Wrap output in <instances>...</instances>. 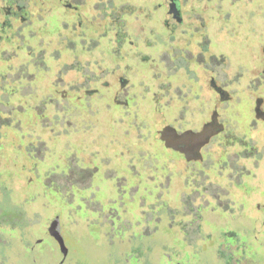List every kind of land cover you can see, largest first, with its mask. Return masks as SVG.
I'll list each match as a JSON object with an SVG mask.
<instances>
[{
    "label": "flooded vegetation",
    "instance_id": "af4514ba",
    "mask_svg": "<svg viewBox=\"0 0 264 264\" xmlns=\"http://www.w3.org/2000/svg\"><path fill=\"white\" fill-rule=\"evenodd\" d=\"M131 7L142 13L136 23ZM235 42L245 55L231 51ZM230 52L240 60L234 70ZM141 71L145 83L134 78ZM162 75L164 86L156 83ZM23 111L25 121L18 118ZM125 117L127 125L116 134L95 129L100 119L124 124ZM159 122L164 132L156 128ZM20 123L30 130L22 132ZM206 125L215 131L201 143ZM100 134L104 153L95 141ZM155 142L171 158L151 163ZM55 143L67 147L55 152ZM85 154L87 159L80 158ZM19 156L27 163L60 162L76 190L70 202L76 198L78 207L92 199L86 191L107 197L101 184L118 165L136 179V163L150 156L148 163L169 169L162 174L168 186L181 168L185 227L201 235L205 222L219 231V245H246L252 240L246 224L260 231L264 215L257 180L264 162V0H0V179L11 181L12 168H20L16 175L25 172L31 189L42 168H28ZM121 177L120 200L135 184ZM81 182L87 184L79 187ZM148 182L150 191L164 188L156 178ZM147 192L138 198H150ZM135 196L127 203L134 205ZM160 205L168 209L165 201ZM207 210L220 222L206 219ZM150 215L138 231L142 238L161 221L159 214ZM233 222L243 228L233 229Z\"/></svg>",
    "mask_w": 264,
    "mask_h": 264
},
{
    "label": "rangeland",
    "instance_id": "374dc122",
    "mask_svg": "<svg viewBox=\"0 0 264 264\" xmlns=\"http://www.w3.org/2000/svg\"><path fill=\"white\" fill-rule=\"evenodd\" d=\"M137 5H140L141 11L144 9L141 3H137ZM131 8L134 9V12L130 15L132 21L136 23L142 18V13L138 12L137 7ZM241 46L243 45L240 42H235L231 51L235 50L245 55L244 50L240 48ZM155 51L159 52L160 49ZM226 54H230L232 61L236 59V62L232 64V70H234L239 66L240 60L233 52ZM161 73L163 74L165 71L162 70ZM134 78L139 80V83L146 82L142 71L138 72ZM156 83L158 85L162 83L164 86L165 78L163 75ZM201 92L202 95L207 96L206 90H201ZM26 114V111H23L18 118L25 121ZM98 115L101 116V112H98ZM232 118L237 121L238 115H233ZM93 120L94 118H89V122ZM123 122L124 124L119 122L113 124L111 120L100 119L95 129L99 133H106V135L116 134L120 132L118 128L127 125L126 117ZM19 127L22 132L30 130L26 124L20 123ZM156 128L161 129L160 132L163 131L162 122H159ZM104 139V135L100 134L95 140L101 146L103 153L107 150ZM55 141L57 142L56 139L51 140L48 144L53 147ZM19 142L22 144L21 139ZM20 144L16 141L17 146ZM66 147L65 144L55 143V149L52 150L56 152L58 149L63 150ZM151 147L153 154L151 163L156 162L157 164V160L153 161V158L162 159L161 156L166 157V155L171 158L169 153L165 152L157 142ZM118 149L117 147L113 148L123 160L122 155L117 152ZM91 151L93 152L94 149ZM60 153V151L57 152L54 157L50 153L46 156L49 158V160L46 159V162L57 159ZM99 153L101 154V150ZM86 156L85 154L80 158L83 157L82 159L85 160L87 159ZM149 157H143V163H136L135 168L141 175L140 177L137 176L139 179H134L136 176L131 174L132 172L128 171L124 164L118 165L121 167L113 168V171L109 172L108 177L104 180L105 182L101 184L102 189L108 194L107 197L100 199L102 191L94 194L86 191L87 198L91 196L92 199L88 198L86 205L81 204V207H78L76 198L70 203L71 193L74 194L76 190L71 187V179L68 176L64 177L65 175L62 173L64 167L60 162H52L50 163L51 166L43 161L27 163L22 156H19V160H21L19 163L27 164L28 168L32 165L37 169L42 168L41 176L43 177L37 178L36 174L31 189L25 185L27 179L25 172L19 173V176L16 175V171H19L20 168H12L15 173L12 172L11 181L6 182L0 179V264H264V215H261L263 224L260 231L257 228L259 226L246 224V228H249L251 233L249 237H246L252 239L251 241L247 240L246 245L233 246L232 249L231 246L223 247L220 250L218 248L219 242L217 243L220 233L218 230H214L212 225L203 222L201 235L195 230H189L185 227L188 218L183 217L182 208L179 206L181 202L179 193L183 190V187L180 186L183 180L181 168H177L178 171L173 174L168 186L163 175L164 173L167 174L166 171L169 169L161 170L160 166L148 163ZM112 158L114 160V156ZM138 158L137 156L134 157L133 162L138 161ZM1 159L0 165L4 164ZM56 164L60 167H56ZM120 175H122L123 180L127 181V184L128 182L132 184L131 181L135 182L129 190L127 189L128 197H126V193L121 197V200L119 198L122 190L116 184ZM258 175L260 178L257 180L262 191L264 190V162L259 165ZM149 178H156V185L163 182L161 187L164 188L150 191ZM84 184L87 182L79 183V187H84ZM50 188H54L57 193ZM122 188L126 189V183ZM144 190L151 194L150 198H138V194ZM134 193H136L135 199L137 198V200L134 201V205L128 204V200L132 199ZM162 201L166 202L168 209L160 205ZM150 203L156 205L152 210L148 208ZM254 208L251 206L252 214L255 211ZM150 213L159 214L161 221L155 228V233L142 238L138 231L145 228L146 221L151 218ZM236 216L241 217V215L233 217ZM204 217L212 223L220 222V216L211 210H207ZM56 219L59 235L63 239V248L53 233L50 232V226ZM138 220L141 222L139 223ZM232 227L233 229L243 228L236 225L235 222H233ZM210 229H212L211 232ZM209 232L211 233L210 238L204 240L203 235ZM175 239L182 240V244H174L173 240ZM219 250L225 257H220L221 252ZM233 258L235 260H232Z\"/></svg>",
    "mask_w": 264,
    "mask_h": 264
},
{
    "label": "water",
    "instance_id": "95a60500",
    "mask_svg": "<svg viewBox=\"0 0 264 264\" xmlns=\"http://www.w3.org/2000/svg\"><path fill=\"white\" fill-rule=\"evenodd\" d=\"M215 130H212L211 125H206L202 131H200L199 133L203 134V138L201 143H204L208 140V138L211 136V134L214 132ZM187 134V133H186ZM162 138L166 139L164 136H162ZM57 219L54 220L53 224H51L50 226V232L53 233V235L57 238V240L59 241L60 246L63 248V239L62 237L59 235L58 232V228H57Z\"/></svg>",
    "mask_w": 264,
    "mask_h": 264
},
{
    "label": "trees",
    "instance_id": "16d2710c",
    "mask_svg": "<svg viewBox=\"0 0 264 264\" xmlns=\"http://www.w3.org/2000/svg\"><path fill=\"white\" fill-rule=\"evenodd\" d=\"M70 203H71V202H70ZM223 247H230V246H229V245H219L218 248H219L220 250H222ZM230 248L232 249L233 246H231ZM220 250H219V251H220ZM220 252H221V251H220ZM224 253H225V252H224ZM222 255H223V253L221 252V256H220V257H222V258L225 257V256H222ZM232 260H235V258H233Z\"/></svg>",
    "mask_w": 264,
    "mask_h": 264
}]
</instances>
